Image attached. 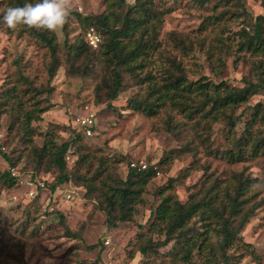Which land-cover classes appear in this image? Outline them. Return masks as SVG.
<instances>
[{"label":"rangeland","instance_id":"1","mask_svg":"<svg viewBox=\"0 0 264 264\" xmlns=\"http://www.w3.org/2000/svg\"><path fill=\"white\" fill-rule=\"evenodd\" d=\"M5 1L0 0V14ZM223 1L153 0L155 9L164 11L161 27L156 30L160 44V55L153 56L156 63L163 62L165 57H175L189 70L186 74L190 80L204 77L236 88L242 87L246 79L256 82L255 71H260L251 62L262 57L256 58L246 48L238 51L234 43L252 38L256 21L264 18V0H240L239 6L229 0L227 7ZM124 2L127 8L134 0ZM66 3L69 12L82 15H97L104 10L103 0H66ZM225 9L229 11L220 25L214 20L207 23L208 18ZM54 33L60 66L48 82L51 58L47 48L31 35L8 33L6 25L0 23V96L15 86L17 92H24L21 104L31 107L35 101L38 108L45 110L39 121L31 122L33 135L24 138L20 126L11 124V114L0 109V152L14 164L9 167L0 154V264H202L203 259L197 253L188 262L179 260L182 253L175 254V232L165 246L149 250L146 256L137 252L145 244L140 236L150 237L152 242L163 241L164 235L149 232L152 213L162 197L170 195L183 203L190 193L201 191L205 195L212 183L218 189L223 188L234 183L240 174L250 184L245 207L257 208L239 233V243L249 247L231 250L236 258L234 264H264V155L235 164L214 155L230 149L248 127L252 135L264 136V93L258 91L229 112L240 116L232 127L220 117L210 123L205 133H200V129L195 133L190 122L169 107L158 109L153 117L128 109L130 100L145 96V87L124 72L125 87L112 103L113 108L107 107L106 102L100 103L96 92L99 72L81 76L83 66L80 62L71 65L72 59L67 57L64 47V43L70 45L79 36L75 18L68 17ZM173 35L177 37L175 40ZM218 37L234 43L230 49L220 51L221 73L214 76L205 54ZM108 68L103 63L104 71ZM195 68L198 75L193 73ZM101 89L107 90L103 83ZM254 112L256 119L250 122ZM90 115L94 122L91 135H84L86 138L82 137L65 155L69 181L50 192L57 170L54 167L46 170L44 164V169L33 171L31 148H40L47 132H51L57 145L71 142L79 131L76 119ZM170 121L177 128L175 131L168 130ZM181 123L184 132L179 131ZM200 135L203 139H199ZM148 167L154 168L155 173L141 194L142 203L134 206L132 221L111 225L102 210L105 202L98 190L102 181L108 184L124 181L130 168ZM5 173L10 174L13 183L4 177ZM79 177L93 179L91 188L81 185ZM199 226L196 220L191 229L199 230Z\"/></svg>","mask_w":264,"mask_h":264},{"label":"trees","instance_id":"2","mask_svg":"<svg viewBox=\"0 0 264 264\" xmlns=\"http://www.w3.org/2000/svg\"><path fill=\"white\" fill-rule=\"evenodd\" d=\"M234 1L238 6L241 4L240 0ZM24 2L25 0H6L0 15L6 8L21 6ZM30 2L34 3V0H30ZM103 2L104 10L97 15L88 16L78 12H69V17L75 18L80 33L72 44L64 43V47L67 49V57L72 59L71 65L80 62L83 66L84 71L80 73L81 76H91L99 72L100 81L96 87L98 101L106 102L107 107L113 108L112 103L125 87V84H122V72H124L134 79L135 83L145 87V96L141 99L130 100L127 105L128 109L147 117H153L158 109L169 107L183 115L190 122L195 133L198 129H200V133H205L210 123L221 118L225 119L226 125L232 127L240 119V116H232L229 112H232L238 105L247 102L248 98L258 91L264 93L262 22L264 18L256 21L255 33L252 38H246L245 41L238 43L233 42L238 51H243L246 48L245 50L256 58L262 57V59L251 62L254 69L260 71H255L256 82L246 79L242 87L236 88L224 81L213 83L204 77L190 80L186 74L189 70L183 68L182 62L175 57H165L163 62L156 63L153 56L160 55L156 30L161 27L164 11L155 9L153 0H134L133 5L127 8H125L124 0H103ZM223 2L226 7L229 6V0ZM228 11L225 9L217 16L208 18L207 23L214 20V23L220 25L224 21V14ZM207 23L205 24L207 25ZM6 28L8 33L17 31L19 34L31 35L40 45L47 48L51 58L48 68L49 82L56 68L60 66L56 55L55 33L22 25L15 29H9L7 26ZM89 29H93L99 35L100 41L97 49H91L87 45L85 35ZM224 29L223 25L222 32ZM173 36L175 40L177 37ZM178 43L180 44L181 41L179 40ZM233 43H230L226 37H218L214 45L212 44L206 49V59L211 64V72L214 76H220L221 73L220 51L230 49ZM103 63L109 66L106 71L103 69ZM158 67L159 69H154ZM197 70V68L193 70L196 75H198ZM102 83L107 89L104 92L101 89ZM102 93H105V96ZM21 96H24V92L20 94L16 91L15 86H11L1 93L0 109L11 114V124L20 126L19 129L22 130V136L25 138L33 135L31 122L39 121L45 110L38 108L35 101H32L31 107L21 104ZM11 101L12 103H10ZM256 113H253L250 122H254ZM168 126L169 131L177 129L172 126V121L168 123ZM180 127L179 131L184 132L183 123ZM82 137H85L84 134L77 131L71 142L57 145L51 132H47L42 146L31 148L30 157H33V171L38 172L44 169V164L47 165L45 166L46 170L52 167L57 170L58 176L55 182L49 186L50 192L69 181V176L65 173V155L69 148L81 141ZM202 137L200 135L199 139H203ZM0 154L9 167L14 166L8 156L1 152ZM214 155L230 164L241 163L250 157L262 156L264 155V136L252 135L248 127L244 136L235 140L230 149L214 152ZM77 159L81 161L82 157ZM154 171L155 169L151 167L145 170L130 168L124 181H113L112 184L102 181L98 189L105 202V207L102 210L111 225H115L116 222L132 221V216L136 213L134 206L142 203L141 194L153 177ZM4 177L13 183L14 179L10 177L9 173H5ZM92 180L79 177L78 181L90 189ZM249 187V180L240 174L235 177L234 183H228L223 188L218 189L215 183H212L205 195H201V191L190 193L186 202L183 203L170 195L162 197L152 213L149 232L157 236L164 235V239L152 242L150 237L140 236L145 239V244L141 245L137 252L146 256L149 250L165 246L171 240L172 233L175 232L176 238H173L176 243V247H174L177 250L175 254L182 253L179 260L188 262L197 253L203 259L202 264H234L236 258L231 250L249 247L248 244L239 243V233L252 211L257 208V206H251V209L245 207L244 199ZM198 195L202 197L197 198ZM59 218L60 221H64L61 214H59ZM196 220L200 222L199 230L191 229ZM66 233L69 234L67 230Z\"/></svg>","mask_w":264,"mask_h":264},{"label":"clouds","instance_id":"3","mask_svg":"<svg viewBox=\"0 0 264 264\" xmlns=\"http://www.w3.org/2000/svg\"><path fill=\"white\" fill-rule=\"evenodd\" d=\"M66 0H25L21 6H12L0 15V23L9 29L17 26L44 29L55 32L64 25L69 17Z\"/></svg>","mask_w":264,"mask_h":264},{"label":"built area","instance_id":"4","mask_svg":"<svg viewBox=\"0 0 264 264\" xmlns=\"http://www.w3.org/2000/svg\"><path fill=\"white\" fill-rule=\"evenodd\" d=\"M86 38V42L87 45L91 48V49H96L97 45L99 43V37L97 36V34L95 33V31L93 29H89L85 35ZM75 123V127H77L79 129V131H81L85 136H90L91 135V129L93 127V116L90 115L86 118H77ZM141 165V163H140ZM131 167H134V164L131 163L130 164ZM141 168H144V165L141 166ZM37 190V188H35V190L30 191L29 194L32 195L35 191ZM66 197H69V195H66ZM105 244H108V241L105 242Z\"/></svg>","mask_w":264,"mask_h":264}]
</instances>
